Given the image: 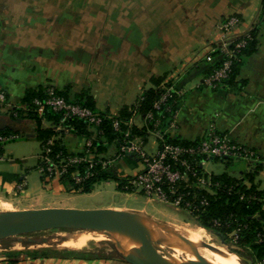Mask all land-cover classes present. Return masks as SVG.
Returning <instances> with one entry per match:
<instances>
[{"label": "crops", "instance_id": "obj_1", "mask_svg": "<svg viewBox=\"0 0 264 264\" xmlns=\"http://www.w3.org/2000/svg\"><path fill=\"white\" fill-rule=\"evenodd\" d=\"M261 2L0 0V88L6 95L0 103V129L21 135L1 152L0 201L9 204L7 210L70 207L130 211L116 201L97 197L94 188L86 193H67L56 183L53 191L44 189L34 169V152L39 145L37 120L14 109L26 106L29 90L46 84L54 85L70 99L88 97L96 110L118 115L143 90L153 87L156 79L168 80L185 93L177 108L176 129L165 127L164 132L193 141L214 123L230 141L259 155L261 168L253 183L264 190V17L259 22L257 48L245 57L236 77L242 85L227 89L199 85L208 67L205 56L220 36L221 18L236 15L239 29L250 28L259 20ZM144 122L138 114L130 119L138 128ZM50 124L41 120L43 128ZM158 142L152 129L142 138L150 154ZM65 144L78 153L85 147L86 137L72 133L65 137ZM22 149L30 153H15ZM124 153L111 165L115 176L141 169L136 154ZM220 162L223 169L219 173L209 171L211 174L237 178L248 172L244 165ZM22 176L26 177L25 189L19 190L16 182ZM244 183L250 185L248 180ZM10 239H0V264H132L112 246L100 252L95 248L47 247L43 238Z\"/></svg>", "mask_w": 264, "mask_h": 264}, {"label": "trees", "instance_id": "obj_2", "mask_svg": "<svg viewBox=\"0 0 264 264\" xmlns=\"http://www.w3.org/2000/svg\"><path fill=\"white\" fill-rule=\"evenodd\" d=\"M259 11V20L254 22L250 27L249 37L245 38V43L240 47H235L236 43L240 40V38H238L229 44V48L234 50L230 67L226 77L223 78L218 83L217 88L214 89H227L232 86L240 87L242 85L241 82L236 80V77L245 57L254 52L257 48L259 22L261 18L264 17V0L261 2V8ZM212 46H214V44ZM211 54L214 57V60L208 64L206 73L213 68H219L224 60L223 57L219 58L217 55L219 54L217 49L214 51L212 50ZM162 81V78L156 79L153 87L143 90L135 102L129 108L122 109L118 115L98 111L102 116L101 123L97 125V128H100L102 131L98 136L106 135L109 140L107 143H110L114 137H117L120 144L121 141H125L128 138L125 135L126 132L130 133L129 137L140 136L144 138L148 135L149 130L157 128L160 130L162 138L166 142L180 144L183 146L193 145L196 140L187 141L179 136H170L168 133L164 132L168 120L178 108L179 104L177 103L180 98L177 99L175 92L170 91V95L167 96L166 101L162 103L159 108H155V101L165 92V89H163L162 86ZM163 83L166 85H175L170 81H165ZM46 85L39 89L29 90L27 92V114H23V110L21 109H18L17 111L14 109V111L17 112V114H23L37 120V140L39 141L41 148L42 146H45L49 149L46 155H49L54 161H58L60 158L68 159L69 157L75 155L81 156L92 153L93 165L89 169H87V162H82L77 165H68L66 170L62 173L61 181H70L69 183L73 185L74 191H77L78 193L90 192L94 187V184L104 180L118 181L119 189H129L123 188V185L125 184V177L115 176L110 164L104 167L102 166V162L107 159L104 155L106 154L105 151H107L108 148L107 143L103 145L102 142L96 143L92 140L93 145H91V147H84L80 152L75 153L68 150L64 137L66 135H64L62 131H56L51 126L44 128L41 127V120H46L54 125V127L58 124L70 127V134H79L88 138L90 132V126H88L86 121L81 118H63L61 113L56 112L47 106H44L42 112L37 110V105L33 102V99L39 98L42 101L44 100V89ZM56 90L67 100L95 109L88 97L70 99L58 88H56ZM147 112H152L154 119L159 120V123L155 128L153 126V122L144 124L139 128L130 123V119L136 114L141 115L144 118V115ZM114 118H116L119 122V127L117 129L113 127ZM0 134L17 135L16 138L9 142L15 141L21 136L20 134L12 132L6 128L0 129ZM50 137L54 138L51 143L46 144V141ZM56 154H59V156L55 157ZM187 157L192 159V155H187ZM114 158L115 157L112 156L111 159ZM230 159L232 158L230 157L220 161H229ZM254 164V169L242 173V176L237 178L231 177L227 174H213L212 176H208L205 173L203 174V177L210 178L209 186L204 185V187H199L196 185L188 186L182 184L177 192V194L182 195L184 201L186 200L191 203V212L193 213V216H195L197 223L200 224L199 226L202 225L203 228L206 227L210 229L212 233H215L218 236L224 235L227 244L229 245L228 250L243 264L247 263L249 260L254 263L264 257V190L257 188L253 183L255 175L261 168V162H255ZM195 168L200 170L198 166ZM87 170H90L91 174L88 177H83V179L79 182H75L73 177H71V173L85 176ZM190 180L193 181V177H190ZM244 180H248L250 185L247 186V184L244 183ZM232 231H235V235H229ZM73 255L76 254L73 253Z\"/></svg>", "mask_w": 264, "mask_h": 264}, {"label": "built area", "instance_id": "obj_3", "mask_svg": "<svg viewBox=\"0 0 264 264\" xmlns=\"http://www.w3.org/2000/svg\"><path fill=\"white\" fill-rule=\"evenodd\" d=\"M239 24L240 19L236 15H228L221 18L218 26L220 36L214 43V46H211L210 51L205 56V61L207 64H210L214 60L211 51L216 49L219 51V54H217L219 58L223 57L224 60L219 68H213L205 73L202 80L199 82V85L214 89L217 88L218 83L226 77L234 52L232 48H229V44L233 40L240 38L235 45V47H240L245 43V38L249 37L250 28L241 30L239 29ZM162 86L163 89H165V92L155 101V108H159L161 104L166 101L167 96L170 95V91L175 92L177 99L181 98L185 93L182 88L173 84L166 85L162 83ZM44 95L45 97L43 101L39 98L33 99L39 112H42L44 106H47L52 110L61 113L63 118L77 117L83 119L88 126L92 127L93 132H90L92 135L98 136L102 132L100 128H97V125L102 121L100 112L94 111L86 105L67 100L58 93L55 86L52 84L46 85ZM4 101L5 95L0 89V103H3ZM177 104H179V102ZM176 112L177 109L165 126L170 130H174L177 127L175 121ZM144 121L145 124L153 122L154 128L159 123L158 119H154L152 112H147L144 115ZM113 127L115 129L119 127V122L116 118L113 120ZM70 129V127L61 124H58L55 127L56 131H62L64 134H70ZM153 132L154 135L159 138V142L155 148V152L152 154L144 149L142 139L139 141V144L134 147V137L127 138L125 147L128 148V150L137 152L138 159L141 163V170L130 177L126 176L124 181L125 184L123 186L130 190H140L147 197L155 198L165 203H171L181 207H190L191 203L186 200L184 201L182 195L177 194L178 189L182 184L191 186L202 181L204 178L203 174H205V172H203V165L210 159L222 160L231 157L238 160H244L248 163L260 161L259 155L252 148L230 141L223 133L217 130L214 123L209 124L206 132L195 139L196 142L193 145L189 146L166 142L162 138L160 130L157 128L153 129ZM125 135L128 136L130 134L125 133ZM91 136L86 138L85 147H91V145H93V139H91L93 137ZM101 136L102 135H100V137ZM16 137V134H0V146L3 147ZM53 138L54 137L48 138L46 144L51 143ZM48 151V148L42 146V152L39 155V159H48V164H51V161L56 162V169L54 170H59L61 173L66 170L68 165H77L82 162H87V169L93 165L92 153L81 156L75 155L68 159L60 158L58 161H54L49 155H46ZM187 155H192V159H189ZM58 156L59 154L55 155V157ZM89 158L92 160H87ZM111 162L112 159L107 158L106 161L102 162V166L111 165ZM45 164L48 166L47 163ZM196 166L200 168V170L198 169L199 171L195 168ZM90 174V170H87L85 176L77 174L73 179L75 182H79L83 177H88ZM190 177H193L194 180L191 181ZM205 179H209V177ZM17 183L19 185L18 189L23 190L25 186V178L21 177ZM205 185L209 186L210 182L209 185L207 183ZM258 264H264V257L258 260Z\"/></svg>", "mask_w": 264, "mask_h": 264}, {"label": "rangeland", "instance_id": "obj_4", "mask_svg": "<svg viewBox=\"0 0 264 264\" xmlns=\"http://www.w3.org/2000/svg\"><path fill=\"white\" fill-rule=\"evenodd\" d=\"M228 15H225V16H228ZM162 83H163V81H162ZM4 95H5V93H4ZM22 110H23V114H27V112H26L27 109H26L25 105L22 106ZM93 110L98 112V110H96V109H93ZM50 126L53 127L55 130L54 125L50 124ZM90 129H91L90 132H93L92 127H90ZM90 132H89V136L92 135ZM126 133L130 134L129 132H126ZM64 135L67 136L69 134H64ZM66 136H64V137H66ZM91 137H93L91 139H93L96 143L102 142L103 145H105V143H107L109 141L108 137L106 135L105 136L102 135L101 137L92 135ZM127 137H129V135ZM131 137H134L133 138L134 147L137 144H139V141L142 139L140 136H131ZM125 142H127V139L125 141H121V143L119 144L117 137H114L110 143H107L108 148H107V151H105V153H106V154H104L105 157L111 159L112 156L113 157H116V156L119 157L120 155L122 156V154H125L124 152H129V151L133 152V154H136V156L138 157L137 152L132 151V150H128V148L125 147ZM12 143L13 142H11V143L9 142L6 145H4L3 147L0 146V147H2V148H0V159L3 157V153H1V152L3 150H5L7 146L12 145ZM14 146L16 147L17 144H14ZM34 149H35V147H34ZM22 150L23 151L15 152V153H28V152L30 153L29 150H25V149H22ZM41 152H42V148L40 147V143H39V145L37 146V150L34 152V158H35L34 169L38 173L41 182L45 186L44 189L47 190L48 192L53 191V186H54L53 184L58 183L61 191H64L67 193H76L77 191H74L73 185L71 183H69L70 181L69 182L67 180L61 181V176H62L61 171L54 170V169H56V162L51 161L50 162L51 164H48V161H49L48 159H44V160L39 159V155ZM87 160L90 161L92 159L89 158ZM113 160L114 159H112L111 165L113 164ZM229 161L231 163H233L234 165L240 164V165H244L246 168L248 167L247 171H251L255 167L254 163H248V162H245L244 160H237V159L232 158ZM139 162H140V160H139ZM208 162H209L208 164L206 162L203 165V169H204L203 172L207 173L208 176L213 175L209 171H212L214 173H219V171L221 169H223V166H219V165L224 164V163L220 162V160H217V161L209 160ZM45 163H47L48 166ZM229 170H230V166L228 167V171ZM75 175H77V174L71 173V177L74 178ZM131 175H133V174L122 175V177H126V176L130 177ZM22 177H24L26 179L25 176H22ZM209 182H210V178L209 179L203 178L202 181H199V183H197L196 185L199 187H204V185L206 183L209 185ZM25 184H26V181H25ZM116 184L118 187V185H119L118 181L116 182L114 180L110 181L109 184H106V183L101 182V181L94 184L93 188L97 190L95 195H97V197L102 198L105 201H108V202H115L116 201L117 204L124 205V206L130 208V211H132L137 216L138 219H140V220L146 219L147 225H149L151 227L161 229L160 227H157L154 225L155 224L154 221L164 222V223H167L168 225H181V226H185L187 224L200 225L197 223L195 216H193V213L191 212L190 207H181L179 205H173L171 203H165V202L159 201L158 199H155V198H151V197L149 198L140 190H130V189L121 190L119 188L117 189ZM18 187H19V185L16 182V188H18ZM123 188H126V187L123 186ZM24 189H25V186H24ZM127 193H129V194H127ZM84 198L86 199V197H84ZM79 204L84 205V204H86V202H81ZM146 220H144V221L146 222ZM204 228H206V227H204ZM206 229H208V228H206ZM161 230H163V229H161ZM208 230L211 231L210 229H208ZM117 234L118 233H114V232H100V231H92V230H73V229L53 228V229H46V230H41V231H37V232H32V233H28V234H22L19 236H15L11 239L10 238H6V239L17 240L19 238H22V239H28L29 238V239H34V240H40L43 238V239H45L44 245L47 247L68 248V249L95 248V249H98L100 252H106V251H109V246L110 247L112 246L113 248H116V249H122L119 246V243L121 241H118L116 239ZM66 235L68 236L67 238H66ZM88 235L93 236L94 239H91L90 242L82 248H71V247L61 245V243L68 238L74 237V239H79L81 237H86ZM229 235H235V231H232L231 233H229ZM212 236L220 241V238L218 235L215 234ZM225 247L227 249H229L228 244H226ZM125 250L131 251V247H129ZM262 258H260V259H262ZM238 262L240 264H243L239 259H238ZM254 264H258V260Z\"/></svg>", "mask_w": 264, "mask_h": 264}, {"label": "water", "instance_id": "obj_5", "mask_svg": "<svg viewBox=\"0 0 264 264\" xmlns=\"http://www.w3.org/2000/svg\"><path fill=\"white\" fill-rule=\"evenodd\" d=\"M137 219L132 211L115 208L46 207L3 210L0 211V239L53 228L114 232L122 233L127 238L131 251L118 250L122 258L132 264H225L199 258L193 247L184 242L170 225L154 221L161 229L181 240L190 250L192 258L171 259L158 254ZM219 238L221 243L227 244L224 235ZM200 244L214 249L207 243ZM245 264L254 263L249 260Z\"/></svg>", "mask_w": 264, "mask_h": 264}, {"label": "bare ground", "instance_id": "obj_6", "mask_svg": "<svg viewBox=\"0 0 264 264\" xmlns=\"http://www.w3.org/2000/svg\"><path fill=\"white\" fill-rule=\"evenodd\" d=\"M0 209L7 210L10 209V206L5 201H0ZM144 220L137 219V221L144 228L149 241L151 242L158 254L171 259H179L181 257L192 258L190 250L184 245L181 240L177 239L165 230H161L147 225V220L146 222ZM154 225L157 226L156 224ZM170 226L180 235L184 242L193 247L199 258L217 263L240 264L238 262V259L235 258L231 254V252L225 247L226 245L221 243V241L217 240L215 237H213L212 235H215L214 233L204 229L202 226L194 224H187L185 226ZM67 237L68 236L66 235V238ZM91 239H94L91 235L81 237L79 239H74L73 237L68 238L64 241L62 240L63 242L61 241V245L71 248H82L86 246ZM116 239L118 241H121L119 243V246L122 249H127L130 247V244L124 234L118 233L116 235ZM201 242L211 245L214 249H209L207 247L202 246L200 244Z\"/></svg>", "mask_w": 264, "mask_h": 264}]
</instances>
